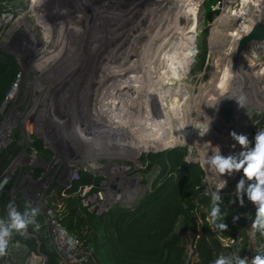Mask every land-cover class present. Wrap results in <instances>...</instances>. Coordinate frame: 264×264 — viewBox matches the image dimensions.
<instances>
[{
  "label": "rangeland",
  "instance_id": "1",
  "mask_svg": "<svg viewBox=\"0 0 264 264\" xmlns=\"http://www.w3.org/2000/svg\"><path fill=\"white\" fill-rule=\"evenodd\" d=\"M165 1L0 0V49L11 54L17 63L13 81L0 104V151L13 141L19 145L17 152L0 173V193L6 190L12 197L15 191H19L25 203H28L34 194L40 197L39 201L45 202L47 189L53 185L52 183H56L60 188L63 186L60 181L55 180V173L59 170H74L76 178L79 170L96 173L93 165L112 167L121 164L129 165L125 175L134 173L138 175L142 189L144 185L147 186V181L151 180L153 175L150 171L149 174L142 172L143 162L140 154L152 150H143L135 155L136 151L132 153L134 149L122 148L121 143H115L119 141L116 139L119 136L118 130L123 126L124 128L131 126L138 130L130 144L138 145L140 141L144 142L141 143L144 148H150L147 142L163 147L175 143L185 146L186 158L195 159L198 164L202 163L199 149L204 136L201 137L195 127L203 124L205 117L210 113L207 115L212 104L211 93L220 88L218 85L223 89L224 84L228 82L227 78H235L233 84L235 86L231 85L226 91H221L219 99L221 96L225 98L241 94L238 84L242 80L237 77L239 74L246 77L243 79L244 84L250 87L251 91H248V98L244 100L243 107L236 105L232 110L234 115H241L243 124H247L242 130L238 128L237 134L247 135L246 131L249 130V134L250 131L257 130L255 116L264 110V48L261 51L255 48L257 52L252 56L254 51L252 45L256 40L250 39L248 50H245L244 46L240 49L246 58L243 60L244 63L234 57V66H231L228 57L232 46L230 44L232 32L237 31L234 25L242 20V13L246 10L242 3L244 0H215L213 3L214 5L217 2L214 7H217L218 11L216 20L212 24V21L209 23V28L212 25L210 38L214 29L218 33L216 32L211 39V44L210 41L207 43L205 60L200 67L196 59L195 42L202 21L203 3L206 0H180L181 10L188 4L190 7L195 5L197 12L195 23L186 22L182 32L175 26L169 28L173 23L170 20L177 13V8L172 13H167L172 3L176 4L178 1L169 0V4ZM246 1L254 7L253 15L251 14L252 25L248 31L258 22L264 26V0ZM146 7H153L152 11L149 13ZM156 14L159 16L162 14L161 25L167 21L162 28L164 29L162 34L160 33L162 38L159 44L164 46L163 52L154 54L162 60L155 59L152 53L147 57L145 55L144 59H138L135 54L143 52V38L152 34L145 33V27L150 24L149 22L143 26L145 17L155 18ZM188 25L191 27L190 31L185 29ZM209 31L210 29L208 33ZM259 41L264 42V38ZM176 50H178L176 55L171 53ZM244 51H247L245 55ZM189 57V65L188 60H181ZM171 58L174 61H169ZM252 70L253 72L256 70V75H249ZM137 73L138 77L132 78ZM157 76L159 81L162 77L163 82L155 85L154 78ZM139 84L142 89L134 95L137 102L131 99L132 103L129 104L131 115L124 114L128 107L127 105L120 107V104L125 102L127 95L130 96ZM254 99L257 101L253 102ZM114 104L120 107L119 110L123 107V111L120 113L118 110L121 127L116 126L113 128L115 131H112L103 125V121L111 117L109 114ZM219 104L216 110L218 114ZM235 119L238 122L237 118ZM183 125L185 127L180 129ZM91 132L97 137L113 134L114 141L110 143L114 142L116 147L112 150L92 149L93 154L83 150L82 153L75 152L69 141H80L82 136H89ZM231 140L233 139L230 137ZM233 141L229 148L231 149L233 144L238 148H232L234 152L232 149L227 152L224 147L223 155L237 154L241 146ZM35 142L39 148L33 145ZM39 151L49 153V157L45 158L38 153ZM23 156L27 157L26 161H23ZM73 159L80 162L72 161ZM48 161L50 163L47 165ZM34 166L41 168L39 179H34L31 173ZM121 167L116 166L117 169ZM236 175L238 181L237 172ZM234 177L223 175L221 179L232 180ZM74 178L70 179L67 187ZM206 179L204 175V180ZM213 179L214 177L210 184ZM204 183L210 193L212 185L210 187L208 182ZM235 186L233 181L228 182L227 187L230 190ZM141 192L139 191L137 196ZM54 195L55 190L50 189L47 200L59 203L60 199L57 198L59 195L57 197ZM202 211L209 219L210 213L207 209L202 207ZM40 214L44 224L46 223L45 231L50 235L47 228L48 215L42 211ZM50 219L55 221L53 211ZM216 232L219 233L217 230ZM244 238L240 237L237 242ZM31 252L26 254L21 252L19 256L2 258L1 263L29 264V257L35 254L39 256L38 262L45 264V256L41 252ZM188 258L190 259V256ZM58 262L64 264L60 257Z\"/></svg>",
  "mask_w": 264,
  "mask_h": 264
},
{
  "label": "trees",
  "instance_id": "2",
  "mask_svg": "<svg viewBox=\"0 0 264 264\" xmlns=\"http://www.w3.org/2000/svg\"><path fill=\"white\" fill-rule=\"evenodd\" d=\"M214 2L206 0L203 3L202 21L195 42L198 67L205 60L209 23L212 21V24L217 18V9L211 8ZM16 70L14 57L0 49V104ZM255 118L257 130H264V110ZM256 132H249L247 137L250 141H253ZM33 145L39 148L37 142ZM127 148L134 149L132 153L136 151L135 155L146 150L142 144L137 147L129 145ZM18 149L19 145L13 141L0 151V172ZM242 150L240 147L237 154ZM38 153L49 157V153L44 151ZM185 153V146L181 145L141 153L143 171H150L153 176L148 188L130 204L115 202L99 214L82 206L76 187L98 180L88 170H79V175L69 187L61 189L52 183L47 189L45 204L69 234L90 248L89 264H186V239L190 241L195 254L190 264H209L227 248L220 236L245 235L246 217H254V205L245 196V206L240 207L235 190L231 192L226 187L224 191L229 192L220 194L223 200L221 212L227 214L223 222L228 228L223 233H217L202 211V207H205L210 213L212 206L211 196L205 192L206 186L201 181L203 169L197 161L189 160L190 163H186L183 158ZM40 170L38 166L32 167V175H38ZM239 173L240 179L243 174ZM50 189L55 190L54 196L59 195V203L47 200ZM9 202H14L19 209H23L26 204L19 191L10 197L3 190L0 193V217L6 215ZM237 215L239 219L233 222V216ZM37 223L38 230L35 226H29L26 237L18 234L13 236L8 255L3 258L19 256L21 252L39 251L45 256V264H59V255L45 231L41 214L37 217ZM256 234L262 241L258 254L264 256V236L259 232Z\"/></svg>",
  "mask_w": 264,
  "mask_h": 264
},
{
  "label": "clouds",
  "instance_id": "3",
  "mask_svg": "<svg viewBox=\"0 0 264 264\" xmlns=\"http://www.w3.org/2000/svg\"><path fill=\"white\" fill-rule=\"evenodd\" d=\"M235 100L238 107L242 108L244 97L241 96ZM211 123L212 119L208 117L206 122L195 127L199 130L198 134L201 137L209 133ZM184 127L185 125L180 129ZM229 135L243 149L238 154L223 155L220 146H213L211 142H208L207 151L204 153L203 164L211 173L210 175L214 177L212 181L214 190L210 193L212 206L209 223L214 230L221 233L227 230L228 225L223 222L227 214L221 212L223 200L220 194L221 190L227 186V180L221 179V176H232L235 172H242L243 175L235 186L236 201L240 207H244V197L246 196L248 201L255 206L254 219L248 215V218L252 220L250 235L254 236L256 232H259L264 236V130H257L253 141H250L247 135L237 134L234 130L230 131ZM232 147L235 148V144ZM209 149H211V155H207ZM186 163H190V161H186ZM40 212L41 208L33 206L31 202L26 203L23 209H19L14 202L8 203L6 215L0 217V258L8 255L14 235L26 237L29 226H35L38 230L37 217ZM238 219V215L233 216V222ZM226 247H232V245H226ZM240 250L241 248L235 247L230 253L219 255L214 264H264V256L256 254L249 260L247 256L239 255Z\"/></svg>",
  "mask_w": 264,
  "mask_h": 264
},
{
  "label": "bare ground",
  "instance_id": "4",
  "mask_svg": "<svg viewBox=\"0 0 264 264\" xmlns=\"http://www.w3.org/2000/svg\"><path fill=\"white\" fill-rule=\"evenodd\" d=\"M178 2L176 3V4H174V3H172V6H171V9H170V11L169 12H167V13H172V11L175 9V8H177V13H175V15H173V18L170 20V22H173L172 23V25L170 26L169 25V28H171V27H176L179 31H181L182 32V30L184 29L183 28V25L186 23V22H188V21H190L189 23H191V21H192V24H193V22L195 21L194 19H196V17H197V12H196V7H195V5H192L191 7L187 4L186 5V8L185 9H182L181 10V7H179V5L181 4L180 3V0H177ZM261 2H262V0H261ZM165 3L167 4H169L170 2H169V0H166L165 1ZM243 6H245L244 8L246 9V10H244L243 11V13H242V16H241V18H242V20H240V21H238V22H236L235 24L236 25H234L236 28H237V31H233L232 33H233V35H232V38H231V40H232V43H230V44H232V46H231V50H230V52H229V65H231V66H234V63H233V58L234 57H237V58H239L240 60H241V62L242 63H244L243 62V60H246V58L243 56V53H242V50H240L239 52H237L236 50H235V42H236V40H238L237 38L238 37H240V35H241V37H243V36H245V35H247V34H249L251 31H248L249 29H250V26L252 25V21H253V16H251V14L253 15V11H254V7H252L246 0H244L243 2ZM260 3V2H259ZM187 6H188V8H187ZM262 6V5H261ZM154 7V6H153ZM153 7H146L145 9L146 10H148V12L150 13V11H152V8ZM259 7V6H258ZM256 8V7H255ZM263 8V7H262ZM258 8H256V10H257ZM164 10V9H163ZM243 10V9H242ZM241 10V11H242ZM263 10V9H262ZM246 11V13H244ZM164 12V11H163ZM259 12V11H258ZM167 13H166V15H167ZM250 15V17H247V15ZM164 15V14H163ZM255 15V14H254ZM256 15H258V14H256ZM172 16V15H171ZM171 16H169V17H171ZM240 16V15H239ZM246 17H247V19H246ZM261 17H263V16H261ZM160 18V19H159ZM183 19V20H182ZM162 20H163V18H162V14L159 16L158 14H156V17L155 18H149V19H147L146 17H145V20H144V23H143V26H146L149 22H150V24H149V26H146L145 27V33H148V32H151L152 34L150 35V36H145L144 38H143V40H144V42H143V44H142V49H143V52L141 51V52H138V53H136L135 55H136V57L139 59V58H145V55H146V57L150 54V53H152L153 55L155 54V53H162L163 51H162V48L164 47L163 45H160L159 44V41L161 40V32H162V30H164V29H162V28H164L165 27V25H166V22L163 24V25H161L163 22H162ZM177 20H180L178 23H176V21ZM256 20V19H255ZM169 21V20H168ZM152 22V23H151ZM197 22V21H196ZM264 22V21H263ZM195 23V22H194ZM191 25V24H190ZM190 25H188L185 29H187L188 31H190ZM225 27V26H224ZM211 28H212V25H211ZM166 30V29H165ZM193 30V29H192ZM174 31V30H173ZM216 30L214 29V32L212 33V36H211V38H210V33H211V31H210V33H209V41H210V44H211V39H213V36L214 35H216ZM227 32V31H226ZM247 32V34H245ZM161 33V34H160ZM218 33V32H217ZM160 34V35H159ZM155 35V36H154ZM154 36V39H152V37ZM225 36V35H224ZM160 37V38H159ZM240 37V38H241ZM158 38H159V40H158ZM172 38V37H171ZM227 38V37H226ZM262 38H264V35H263V37ZM229 39V38H228ZM252 41L254 40V39H251ZM156 42H158V43H156ZM156 43V44H155ZM213 43V42H212ZM234 45V46H233ZM190 46V45H189ZM252 47L254 48V51H252V56H253V54L255 53V52H257V50L255 49V48H259L260 49V51L264 48V42H260L259 40H256V41H254V43H253V45H252ZM244 50V49H243ZM248 50V49H247ZM178 50H176V51H174V52H171V53H173L174 55H176V52H177ZM169 52V51H168ZM164 53H166V52H164ZM245 53H247V51H244V55H245ZM261 53V52H260ZM108 54V53H107ZM168 54V53H167ZM168 56H170V55H168ZM189 56H190V53H189ZM248 56L250 57V53H248ZM154 57H155V59H159L158 58V56L157 55H154ZM174 57V56H173ZM180 58V57H179ZM192 58V57H191ZM248 58V57H247ZM255 58V60L257 59V56H255L254 57ZM159 60H162V58H160ZM181 60H188V65H189V62H190V57L189 58H183V59H181ZM139 61V60H138ZM137 60H136V62H138ZM169 61H174V59L173 58H171V60H169ZM230 61H231V63H230ZM178 62H180V60H178ZM159 63H161V61H159ZM163 63V62H162ZM161 63V64H162ZM246 63V62H245ZM148 66H149V64H148ZM153 66V65H152ZM244 66V65H243ZM134 67H135V65H134ZM144 67V66H143ZM147 70H148V68H147ZM146 70V71H147ZM150 71V70H149ZM151 71H152V67H151ZM256 70H254V72H253V70L251 71V72H249V75H256ZM135 77H138V73L137 74H134L133 75V77L132 78H135ZM237 77H239V78H241V82L238 84L239 85V89H240V92H241V94L240 93H238L237 95H234L233 96V98H235V99H238L239 97H241V96H243L244 97V100L245 99H247L248 98V95H247V93H248V91L250 92L251 90L248 88V86L246 85V84H244V78H246L245 76H243V75H241V74H239ZM136 80H137V78H136ZM160 80L161 81H159V77L157 76V77H155L154 78V82H155V85L156 84H161L163 81V78L161 77L160 78ZM234 80H235V78H227V84H224V87H223V89H220L222 86L221 85H218V87H220V88H218V89H216L215 90V92H212L211 93V99H210V101L212 102V104H211V106L209 107V109H208V111H207V115H208V113H209V115L208 116H206L205 117V119H204V121H203V123L204 122H206V120L208 119V117H210L211 119H212V123H211V130L209 131V133H207L205 136H204V138L200 141L201 142V149H199L200 150V154H199V158L201 159V162H202V164H203V158H204V153L207 151V144H208V142H211V144L213 145V146H216V145H219L220 146V149H221V154H223L224 153V147H225V149H226V151L228 152V150L230 149L229 148V146H231V144H232V141L233 140H231L230 141V135H229V133H230V131H236L237 132V129L238 128H241V130H242V128L244 127V126H246L247 124L246 123H244L243 124V119L240 117L241 115H234V113H231V118H232V120L230 119L229 120V122H227V123H225V121H223V119H222V117L220 116V113L218 114V111H216L217 110V104H219L220 103V100H222L223 98H222V96H221V99H219V96H220V94H221V91H226V89H228L231 85L232 86H235V85H233V84H235L234 83ZM236 81V80H235ZM222 82V81H221ZM224 82V81H223ZM237 84V83H236ZM154 85V84H153ZM154 85V86H155ZM226 85V86H225ZM249 85V84H248ZM251 85V84H250ZM253 85V84H252ZM251 85V86H252ZM138 86V88L137 89H135V90H133L132 91V94L129 96V95H127V98H126V100H125V102H123V103H121L120 104V107L121 106H123L124 107V105H127V107H128V111H126V112H124V114H127V115H131V114H129V112H130V108H129V104H131L132 103V101H131V99L132 100H134L135 102H137V100H136V97L134 96L136 93H139L140 91H139V89H142L141 88V85L139 84V85H137ZM145 86H146V84H145ZM237 86V85H236ZM147 87V86H146ZM149 87V86H148ZM162 87H164V85H162ZM162 87H161V89H162ZM204 87V89H207L205 86H203ZM143 88H144V86H143ZM152 88V87H151ZM127 89H128V87H127ZM147 89V88H146ZM231 89H232V87H231ZM148 90V89H147ZM152 90V89H151ZM212 90L214 91V89L212 88ZM219 90V91H218ZM95 92V91H94ZM254 93V92H253ZM252 93V94H253ZM109 94V93H108ZM118 94V93H117ZM126 94V93H125ZM113 95V94H112ZM89 96V95H88ZM95 95H93V97H94ZM90 97V96H89ZM92 97V96H91ZM104 97V96H103ZM141 97V96H140ZM254 97V96H253ZM234 99V103H233V107H232V110H234L236 107V105H237V102H236V100ZM84 100V99H83ZM86 100H88V99H86ZM92 100H94V99H92ZM99 101L101 100L100 98L98 99ZM109 101V100H108ZM124 101V100H123ZM158 101V100H157ZM256 102L257 100L256 99H254L253 100V102ZM92 102V101H91ZM91 102H89V103H91ZM127 102V103H126ZM219 102V103H218ZM82 103V102H81ZM109 103V102H108ZM97 104V103H96ZM99 104H100V102H99ZM117 104V103H116ZM134 104H136V103H134ZM141 104V103H140ZM89 106H90V104H88ZM91 105H92V103H91ZM137 105V104H136ZM207 105V104H206ZM103 106V105H102ZM120 107H118V105H116L115 106V104H114V107L112 106V108H111V113L109 114L110 116H108V117H110V118H106L104 121H103V125L105 126V127H107V128H110V129H112V131H115L113 128H116V126L118 127H121V124H120V118H119V114L123 111V107L119 110V108ZM95 108H97L96 106H95ZM106 108V107H105ZM104 108V109H105ZM92 109V108H91ZM87 110H88V108H87ZM102 110V109H101ZM120 111V113H119V111ZM86 111V110H85ZM107 111H109V110H107ZM66 112V111H65ZM233 112V111H232ZM109 113V112H108ZM99 114H101V112H99ZM98 114V115H99ZM104 117V116H103ZM235 118H237V121L238 122H236V119ZM113 120V121H112ZM199 120V119H198ZM197 120V121H198ZM194 121V120H193ZM194 123V122H193ZM128 124H129V122H128ZM197 124H199V123H197ZM233 124V125H232ZM198 126V125H197ZM87 127V126H86ZM196 129V128H195ZM199 132V131H198ZM134 133H136V134H138V130L136 131V129H133L131 126H127L126 128H124V126L120 129V130H118V133H117V135H119L118 136V138H116V139H118L119 141H117V142H115V143H121V147L122 148H126V147H128L129 145H131V146H133V147H137L139 144H141V143H144V142H138V145L137 144H130L131 143V141H132V139L136 136V134H134ZM89 135V134H88ZM93 136V137H92ZM114 136H113V134L112 135H110V136H105V137H97V135L94 133V132H91V135H89V136H82V138L80 139V140H82V146H83V149H90V150H83V151H85L86 153H91V154H93L92 152L93 151H91L92 149H96V150H112L114 147H116L114 144V142L113 143H110L111 141H114V138H113ZM68 138V137H67ZM198 142V141H197ZM234 142V141H233ZM147 143H149L148 145L150 146V148H144V149H146V150H148V149H153V148H158V147H160V146H155V145H153L152 143H150V142H147ZM113 146H112V145ZM198 144H199V146H200V143L198 142ZM161 147H163V146H161ZM196 147H197V145H196ZM199 148V147H198ZM233 147H231V149H232ZM238 148V146H236L235 147V149H237ZM230 149V150H231ZM115 150V149H114ZM232 151H233V149H232ZM234 152V151H233ZM95 153H96V151H95ZM99 153V152H98ZM227 154V153H226ZM229 154V153H228ZM207 155H211V149H209L208 150V152H207ZM76 157V156H75ZM78 160V159H77ZM81 160V159H80ZM76 162V161H75ZM80 162V161H79ZM203 166H204V164H203ZM204 168H205V170L209 173V171L206 169V167L204 166ZM209 174H211V173H209ZM233 176V175H232ZM229 177V176H228ZM134 179H135V177H133ZM132 178V179H133ZM233 180V179H232ZM1 183V182H0ZM38 257L39 256H37V255H35V254H33V255H31L30 257H29V264H42V263H39L38 262Z\"/></svg>",
  "mask_w": 264,
  "mask_h": 264
},
{
  "label": "built area",
  "instance_id": "5",
  "mask_svg": "<svg viewBox=\"0 0 264 264\" xmlns=\"http://www.w3.org/2000/svg\"><path fill=\"white\" fill-rule=\"evenodd\" d=\"M215 4H217V2ZM214 5L212 4L211 8L217 9L218 11V8L214 7ZM237 39L239 40V38ZM238 40H236L235 47L237 45ZM207 43H209L208 38H207ZM247 48L248 45L245 47V50ZM186 154L187 151L183 157L186 161L189 160L195 161V159L186 158ZM40 160H42V158ZM72 161H77V159H73ZM48 163H50V161L46 162L47 165ZM199 165L203 169V175L201 181L208 182V185L211 187L212 184H210V181L213 177L205 170L202 163H199ZM116 166H122V167L117 169ZM128 166H129L128 164L126 166L122 164L112 165V167L110 166L101 167V165H93L94 169L96 170V173H91L90 171L89 172L93 175V177H97L98 180L96 182L90 181L87 183H83L76 187V192L79 195L80 204L89 211H93L94 213L99 214L102 211L106 210L107 207H109L111 204L115 202L121 204H130L131 202H133L136 199L135 197H137L139 191H142L141 193H143L144 192L143 189L148 188L150 180L147 181V186L144 185L141 189V185L138 182L139 177L137 174L135 173L131 175L124 174L126 171L129 170ZM99 171H101V173H99ZM142 172L144 173L147 172V174H149V171H143V166H142ZM237 173L238 175H240L239 172ZM38 175L35 176L33 175L35 177L34 179H39L40 177ZM204 175L207 177L206 181L204 180ZM233 175L235 176L234 179L227 180V185L229 181H233L234 186L238 182L236 172ZM75 176L76 175L74 173V170L71 171H69V169L67 171L59 170L58 172L55 173V180H57L58 182L60 181L63 184V186H61L62 187L61 189H63L69 185L70 179L74 178ZM133 177H135V179ZM224 189L221 190V193L229 192V191H224ZM213 190L214 189H212L211 191ZM234 190L235 188L230 191L232 192ZM205 192L208 193L207 187ZM24 193H26L25 190ZM26 195L28 196V194ZM35 196L36 195L33 194L29 202H31L33 206H39L41 208V211L45 213V215H48L47 228L50 234L49 237L51 238L55 246L54 248L56 252L58 253L59 250H63L65 253L64 255L58 253L60 259L64 261V264H89L87 263V261L91 260L90 248L86 245H83L77 237L69 234L65 230V228L62 227L57 222L55 217L54 219L56 222L53 219H50L52 217L51 209L47 205H46L47 207L44 208L43 204H45V202L39 201L40 197L39 196L35 197ZM254 210H255V206H254ZM252 219H254V217H252ZM246 220H247V228L245 231L244 240L237 242V240H240V237L220 236L219 238L222 244L232 245V247H227L223 252L218 254L209 264H214L216 258L219 255L228 254L235 247L241 248L239 255H241L242 257L247 256L249 260H251L252 257H254L256 254L259 253L260 247L262 246V241L257 237V234H255L254 236L250 235L252 220L249 219L248 217H246ZM185 245H186V264H190V261L192 258L195 257V254L192 252V245L190 241H188ZM189 256L190 259L188 258ZM91 264H95V263H91Z\"/></svg>",
  "mask_w": 264,
  "mask_h": 264
},
{
  "label": "water",
  "instance_id": "6",
  "mask_svg": "<svg viewBox=\"0 0 264 264\" xmlns=\"http://www.w3.org/2000/svg\"><path fill=\"white\" fill-rule=\"evenodd\" d=\"M251 32L241 38H239L237 45H236V50H240L243 46L246 47L249 43L250 39H255V40H259L263 37L264 35V26L261 23H255L253 28L250 30ZM229 97V98H227ZM225 98H223L219 104V110H220V116L222 117L223 121H225V123L229 122V120L231 119V113H232V107H233V103H234V98L233 96H227ZM232 98V99H230ZM249 131V130H248ZM248 131H246L247 135H248ZM70 146H72V149L75 152L78 153H82L81 150H90V149H83L82 144V140L80 141H74V140H70L69 141ZM175 145V143H173ZM172 146V145H171ZM161 147V148H157V149H149V150H160L165 148ZM23 161L27 160V157L23 156L22 157ZM43 207L46 208V204H43ZM59 254L64 255V251L63 250H59L58 251Z\"/></svg>",
  "mask_w": 264,
  "mask_h": 264
},
{
  "label": "flooded vegetation",
  "instance_id": "7",
  "mask_svg": "<svg viewBox=\"0 0 264 264\" xmlns=\"http://www.w3.org/2000/svg\"><path fill=\"white\" fill-rule=\"evenodd\" d=\"M233 125V124H232Z\"/></svg>",
  "mask_w": 264,
  "mask_h": 264
}]
</instances>
